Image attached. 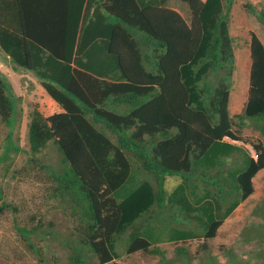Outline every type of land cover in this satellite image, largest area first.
Returning <instances> with one entry per match:
<instances>
[{"label":"trees","instance_id":"trees-1","mask_svg":"<svg viewBox=\"0 0 264 264\" xmlns=\"http://www.w3.org/2000/svg\"><path fill=\"white\" fill-rule=\"evenodd\" d=\"M169 1L0 0L1 51L61 109L47 117L34 109L28 124L30 153L52 144L60 157L59 168L42 167L74 222L66 235L39 220L15 225L40 264H52L54 245L68 264L137 252L174 264L158 245L213 239L254 192L264 141L249 144L254 158L224 139L248 144L234 121L264 139V45L250 35L247 100L232 118L233 0H180L189 22ZM255 15L264 25V10ZM20 101L0 75L8 129L0 166L23 152L13 140ZM5 210L15 211L1 202ZM175 254L189 263L183 248Z\"/></svg>","mask_w":264,"mask_h":264},{"label":"rangeland","instance_id":"rangeland-1","mask_svg":"<svg viewBox=\"0 0 264 264\" xmlns=\"http://www.w3.org/2000/svg\"><path fill=\"white\" fill-rule=\"evenodd\" d=\"M182 7L184 20L190 21L188 7L180 0H171L169 7L177 3ZM249 4V7H247ZM264 10L261 0H233L230 12V32L234 39L235 56L237 57V72L235 82L240 85V70L250 67L249 43L253 33L264 45V25L255 13ZM248 60V62H247ZM250 62V63H249ZM242 67H245L242 69ZM0 75L12 86L15 96L20 97L18 106V121L13 131V140L23 151L11 154L8 162L0 166L1 202H5L15 211L5 210L0 213V264H40L30 254L19 238L15 225L31 226L38 220L50 223L61 234H68L74 227L73 220L61 208L57 201L51 198V182L42 166L48 165L57 169L60 167V157L51 144L36 156L30 153L28 140V124L30 114L35 109L43 116H50L61 109L41 88H36V78L14 65L0 49ZM38 83V82H37ZM242 82V86L244 85ZM243 88V87H242ZM238 90V89H237ZM236 90V92H237ZM243 94V95H242ZM242 95V96H241ZM247 98L243 89L239 97ZM239 98H237L238 100ZM234 130L248 144L241 146L251 150L249 144H258L264 139L253 129L248 121L246 126L238 129L234 121ZM8 129L0 120V154ZM170 188V187H169ZM253 194L227 218L218 229L216 236L207 241L189 240L183 243H164L158 245L165 252L166 260L174 264H183L176 260L175 251L183 248L188 254V264H199L205 258H214L216 264H264V173L257 174L253 185ZM47 260L52 264H68L67 251L52 246L46 252ZM109 264H164L158 257L137 252L122 256Z\"/></svg>","mask_w":264,"mask_h":264},{"label":"crops","instance_id":"crops-1","mask_svg":"<svg viewBox=\"0 0 264 264\" xmlns=\"http://www.w3.org/2000/svg\"><path fill=\"white\" fill-rule=\"evenodd\" d=\"M171 1V0H170ZM169 1V2H170ZM169 2H168V4H169ZM171 9H173V10H175V11H177L183 18H184V15H183V10H182V7L178 4V2L177 3H175V7H170ZM236 59H237V57L235 56V61H236ZM247 62H248V60H247ZM250 62H251V60H250ZM249 62V63H250ZM251 64V63H250ZM237 62H236V71H235V73L237 72ZM243 68H245V67H242V69ZM249 70H250V67H249ZM249 70H248V68L246 69V71H244V72H246L245 73V77H243V70H240V85L241 86H239V84L237 85L236 84V82H235V76L233 77V88H232V92H231V94H230V101H229V114H230V117H232V118H234L236 115H239V114H241L242 113V110H243V108H244V104H245V102H246V100H247V98H243V100H242V95L239 97V94H240V89H243L244 90V92H245V94H247V92H248V84H249ZM235 73H234V75H235ZM245 82L244 83V85L242 86V82ZM34 83V85L36 86V88H41L39 85H38V83L37 82H33ZM243 87V88H242ZM42 89V88H41ZM238 89V90H237ZM236 90H237V92H236ZM237 98H239L238 100H237ZM56 104V103H55ZM59 112H61V110L60 111H58V112H56V113H59ZM224 141H226V142H228V143H230V144H233V145H236V146H241L240 145V142H233V141H230V140H228V139H224ZM248 150V149H247ZM249 151V154L252 156V157H254L255 158V156H254V154H252V152H251V150H248ZM264 173V169H262V170H260L257 174H263ZM257 174H256V176H257ZM256 176L253 178V185H254V183H255V178H256Z\"/></svg>","mask_w":264,"mask_h":264}]
</instances>
